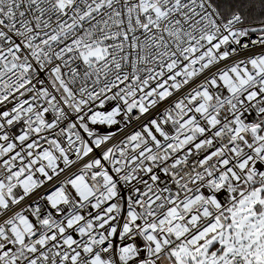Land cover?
Masks as SVG:
<instances>
[{
	"label": "snow or ice",
	"instance_id": "1",
	"mask_svg": "<svg viewBox=\"0 0 264 264\" xmlns=\"http://www.w3.org/2000/svg\"><path fill=\"white\" fill-rule=\"evenodd\" d=\"M0 264H264V0H0Z\"/></svg>",
	"mask_w": 264,
	"mask_h": 264
}]
</instances>
